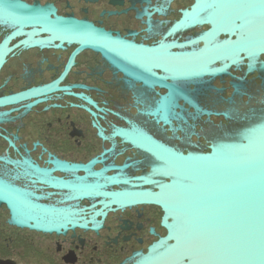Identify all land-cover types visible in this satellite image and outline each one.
Here are the masks:
<instances>
[{
    "label": "flooded vegetation",
    "instance_id": "obj_1",
    "mask_svg": "<svg viewBox=\"0 0 264 264\" xmlns=\"http://www.w3.org/2000/svg\"><path fill=\"white\" fill-rule=\"evenodd\" d=\"M196 1L0 0V264H135L168 235L132 196L160 150L209 154L264 109L248 60L191 69Z\"/></svg>",
    "mask_w": 264,
    "mask_h": 264
},
{
    "label": "water",
    "instance_id": "obj_2",
    "mask_svg": "<svg viewBox=\"0 0 264 264\" xmlns=\"http://www.w3.org/2000/svg\"><path fill=\"white\" fill-rule=\"evenodd\" d=\"M193 9L212 45L191 69L248 60L247 73L264 77V0H197ZM160 151L165 182L132 196L163 208L168 235L135 264H264V109L209 154Z\"/></svg>",
    "mask_w": 264,
    "mask_h": 264
}]
</instances>
